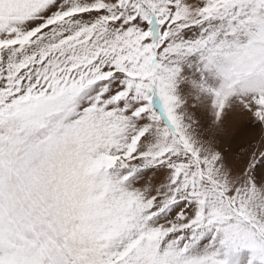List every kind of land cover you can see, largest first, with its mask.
<instances>
[{"label": "snow or ice", "instance_id": "1", "mask_svg": "<svg viewBox=\"0 0 264 264\" xmlns=\"http://www.w3.org/2000/svg\"><path fill=\"white\" fill-rule=\"evenodd\" d=\"M243 249L264 264V0H0V264Z\"/></svg>", "mask_w": 264, "mask_h": 264}, {"label": "rangeland", "instance_id": "2", "mask_svg": "<svg viewBox=\"0 0 264 264\" xmlns=\"http://www.w3.org/2000/svg\"><path fill=\"white\" fill-rule=\"evenodd\" d=\"M251 252L247 249L240 250L228 255V264H248ZM224 258V257H222ZM258 264V262H256Z\"/></svg>", "mask_w": 264, "mask_h": 264}]
</instances>
